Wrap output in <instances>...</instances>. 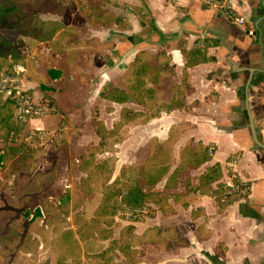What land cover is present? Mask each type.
<instances>
[{
    "label": "crops",
    "instance_id": "1",
    "mask_svg": "<svg viewBox=\"0 0 264 264\" xmlns=\"http://www.w3.org/2000/svg\"><path fill=\"white\" fill-rule=\"evenodd\" d=\"M22 2L15 27L0 28V45L25 52L34 98L46 96L40 82H95L88 107L109 104L99 98L107 81L127 87L129 101L110 104L134 119L144 114L118 144L128 160L137 146L146 155L169 149L170 167L151 189L159 199L148 197L142 218L113 233L111 264H264V0ZM226 7L243 24L229 20ZM1 102L0 264H16L39 257L40 181L52 169L40 173L39 140L24 137L40 126L2 121ZM203 147L209 160L189 164ZM233 180L248 194L219 203V187Z\"/></svg>",
    "mask_w": 264,
    "mask_h": 264
},
{
    "label": "rangeland",
    "instance_id": "2",
    "mask_svg": "<svg viewBox=\"0 0 264 264\" xmlns=\"http://www.w3.org/2000/svg\"><path fill=\"white\" fill-rule=\"evenodd\" d=\"M29 84L28 79V88ZM87 84L81 81L39 83L38 89L46 96L38 94L37 97L50 103L52 112L26 125L36 124L42 129L45 137L36 138L40 144V173L51 169L52 173L40 181L43 214H38L41 221L39 257L34 254L29 260L15 259L16 264H102V260L104 264H111V246L117 244L112 239L113 233L120 228L122 235L127 227L121 225L122 221H128L120 211L119 201L136 190H142L145 195L143 207L150 195L159 199L160 193L151 189L164 175L160 171L165 160L163 150L157 148L146 155L150 151L145 153L143 146H137L130 150L132 156L128 160L127 147L121 148L118 144L128 137L133 112L127 107L116 112L110 104V94L105 96L109 93L106 89L113 87L110 81L100 87L99 95L109 104L97 99L87 107L88 94L97 90L95 82ZM47 90L51 93L46 94ZM29 91L34 93L31 88ZM0 98L4 101L5 94ZM122 98L125 103L129 101L127 95ZM69 114L73 115L72 120ZM49 117L55 120L48 126L44 122ZM143 117L140 113L134 120L138 122ZM0 262L4 259L0 258Z\"/></svg>",
    "mask_w": 264,
    "mask_h": 264
},
{
    "label": "trees",
    "instance_id": "3",
    "mask_svg": "<svg viewBox=\"0 0 264 264\" xmlns=\"http://www.w3.org/2000/svg\"><path fill=\"white\" fill-rule=\"evenodd\" d=\"M23 5L22 0H0V28H14L16 23L18 22L17 17L15 16L16 10ZM3 45V44H2ZM0 45V79L2 74H12L14 71V66L17 64H22L25 66V57H24V51L21 50V48H15L14 46H6L5 44L2 46ZM24 49V48H23ZM136 91L139 92V89L141 88L138 83H135L133 85ZM132 89V88H131ZM133 90V89H132ZM108 94H105L106 97L112 98V102L115 103H125L124 97L127 95L129 97V89L125 87L124 89H117L114 87H111L109 89H106ZM1 97V93H0ZM4 105L2 108L5 109L4 115L1 117V120L4 122H14L19 126H25L26 123L19 122L16 120V110H17V104L12 96H8L4 99ZM28 130L25 131V136L27 137ZM12 138H17L18 134H16L14 131L11 133ZM29 139V138H28ZM32 139V138H31ZM36 141V140H34ZM159 149V147L154 146L152 149V152L154 150ZM204 151L201 152H195L193 156H190L189 164L192 166H198L199 164L205 163L207 160H209L210 156V150L207 147L202 148ZM167 152L169 153V149L165 147L163 149V158H167ZM184 152V150L182 151ZM162 160H160L161 162ZM168 161L164 160V163L160 165V171L162 174H165L168 171L169 164ZM182 164L179 163V165L176 167V169L171 173L169 176L172 177L173 175L178 172L179 168ZM218 167L216 165H213L208 168V174H212L214 171L217 172ZM207 174V175H208ZM173 178V177H172ZM170 180V179H169ZM233 183H238V181L233 180ZM152 186V185H151ZM228 187L226 186H220L218 189V192L216 193V196L218 197V201L221 204L228 205L231 203H234L236 201H239L240 199L244 198L245 195L248 194V190H244L243 194L238 193L237 191H230V193H227ZM150 190V188H149ZM153 194V193H152ZM156 195V194H154ZM153 197V195H150ZM145 195L142 193V190H136L135 193H127L124 199L119 201L120 205V211L121 213L127 218V220H133L142 218L141 215H143L144 211L146 212V206L143 207L142 202L144 201ZM150 197V198H151ZM147 199V198H146ZM146 202V201H145ZM46 209V206L44 207ZM43 208V209H44ZM43 214V210L40 209L38 214ZM114 227H112L113 229ZM130 227L127 226L126 230ZM102 260V259H101ZM102 264H104V261L102 260Z\"/></svg>",
    "mask_w": 264,
    "mask_h": 264
},
{
    "label": "built area",
    "instance_id": "4",
    "mask_svg": "<svg viewBox=\"0 0 264 264\" xmlns=\"http://www.w3.org/2000/svg\"><path fill=\"white\" fill-rule=\"evenodd\" d=\"M224 13L225 16L234 23L243 24L244 20L238 17L230 7H226ZM27 81L26 67L22 64L15 65L12 74H2L0 79V93L5 94L6 98L8 96L14 98L17 104L16 120L26 124L29 121L40 120L47 117L52 112L50 103L38 101L34 98L29 88L26 86ZM41 131V128L31 129V131L28 132V136L29 138L43 139L45 135ZM226 187H228L227 193L234 190L243 194L244 190H248V186L240 182L232 183Z\"/></svg>",
    "mask_w": 264,
    "mask_h": 264
}]
</instances>
